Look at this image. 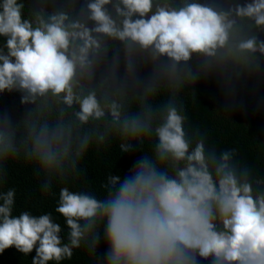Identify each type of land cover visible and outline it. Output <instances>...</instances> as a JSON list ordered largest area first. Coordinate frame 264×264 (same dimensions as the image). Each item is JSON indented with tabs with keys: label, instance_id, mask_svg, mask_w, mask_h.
Instances as JSON below:
<instances>
[{
	"label": "clouds",
	"instance_id": "1",
	"mask_svg": "<svg viewBox=\"0 0 264 264\" xmlns=\"http://www.w3.org/2000/svg\"><path fill=\"white\" fill-rule=\"evenodd\" d=\"M23 7L22 0H0L5 38L0 93H22V103L48 93L60 96L66 106H79L75 116L81 123L105 115L95 91L73 90L78 73L91 76L105 38L121 42L126 52H146L154 62L166 58L164 70L193 54L234 63L264 56V40L257 35L264 31V0L226 9L196 0L179 7L161 0H88L81 19L56 11L30 20ZM108 111L122 136L154 134L151 156L133 160L123 176H107L102 199L59 189L54 212L68 230L66 242L51 213L14 214L15 189L0 192V253L9 247L24 255L34 250L31 264H62L82 247L93 264H264V192L253 194L247 170L237 174L234 149L217 156L206 153L202 139L190 145L186 118L175 106L166 107L154 128L141 115L121 120L115 101ZM128 150L121 145V151ZM11 151L0 139V157ZM34 158L45 170L58 167L47 141L37 140Z\"/></svg>",
	"mask_w": 264,
	"mask_h": 264
},
{
	"label": "trees",
	"instance_id": "2",
	"mask_svg": "<svg viewBox=\"0 0 264 264\" xmlns=\"http://www.w3.org/2000/svg\"><path fill=\"white\" fill-rule=\"evenodd\" d=\"M87 2L22 0V15L31 20L36 14L63 11L70 18L81 19L86 16ZM161 2L179 7L185 0ZM196 2L226 9L229 4H242L244 0ZM106 7L112 11L111 5ZM257 35L264 40V31ZM4 39L0 37V47ZM104 43L91 76L78 73L73 89L78 95L95 91L105 111L100 119L81 123L75 116L79 106L68 107L60 96L51 93L23 103L22 93H0V139L12 146L7 158L0 157V192L15 189L14 214L51 213L53 220L61 224L60 235L66 242L68 230L63 218L54 212L59 189L68 187L102 199L107 176H123L133 160L142 154L151 156L154 134L148 133L142 139L122 136L120 123L109 115L113 101L120 105L121 120L141 115L150 118L153 128L161 122L166 107L175 106L186 118L185 138L190 145L202 139L206 153L215 152L217 156L234 149L232 163L237 174L247 170L253 194L264 192V183H257L264 181V56L234 63L193 54L174 70H164L163 65L169 63L166 58L154 62L146 52H126L119 41L105 38ZM37 140L50 144L58 167L45 170L39 165L34 158ZM121 145L129 150L121 151ZM104 250L102 240L97 256L102 258ZM34 255V250L24 255L9 247L0 253V264H31ZM62 264H93V260L82 247Z\"/></svg>",
	"mask_w": 264,
	"mask_h": 264
}]
</instances>
